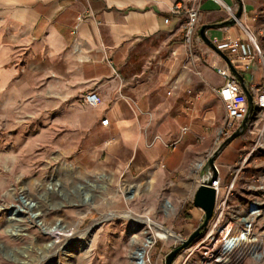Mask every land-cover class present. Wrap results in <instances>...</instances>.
<instances>
[{
    "label": "crops",
    "instance_id": "1",
    "mask_svg": "<svg viewBox=\"0 0 264 264\" xmlns=\"http://www.w3.org/2000/svg\"><path fill=\"white\" fill-rule=\"evenodd\" d=\"M176 4L182 14L172 12ZM243 4L241 20L264 53V0ZM225 5L237 8L235 0H0V120L10 104L24 100H47L55 120L62 108L89 111L90 120L75 117V125L91 126L121 147L130 176L167 173L192 198L199 185L196 164L215 149L224 125L216 90L225 80L217 68L228 65L198 40L199 30L193 48L185 43V11L199 9L200 29L228 19ZM207 36L247 42L236 25L210 29ZM243 75L248 86L250 78L263 82L258 57ZM91 91L101 97L97 108L83 104ZM243 139L216 161L224 183L246 146ZM259 161L264 164V157ZM188 213L193 221L202 211L192 205Z\"/></svg>",
    "mask_w": 264,
    "mask_h": 264
},
{
    "label": "rangeland",
    "instance_id": "2",
    "mask_svg": "<svg viewBox=\"0 0 264 264\" xmlns=\"http://www.w3.org/2000/svg\"><path fill=\"white\" fill-rule=\"evenodd\" d=\"M57 112L55 120L47 100H24L10 104L0 120V264H133L149 235L170 238L151 250L152 263L165 264L176 234L194 231L203 216L191 220L190 192L167 173L130 176L121 147L91 126L75 125V117L90 120L89 111ZM243 138L240 155L257 133ZM260 157H250L252 171ZM22 194L37 203L40 221L29 218L34 208L11 219L12 209L25 204ZM198 261L194 256L189 264Z\"/></svg>",
    "mask_w": 264,
    "mask_h": 264
},
{
    "label": "built area",
    "instance_id": "3",
    "mask_svg": "<svg viewBox=\"0 0 264 264\" xmlns=\"http://www.w3.org/2000/svg\"><path fill=\"white\" fill-rule=\"evenodd\" d=\"M225 9L229 17L234 16L236 10L227 5ZM182 10L183 6L179 4L172 8L174 14H182ZM185 13L187 14L184 24L185 43L193 48L194 37L199 30V9L190 8ZM81 19L82 17L79 18ZM235 25L243 31L247 42L213 40L214 44L233 57L230 59L242 75L249 74L256 57L263 67L264 74V53L259 45L258 37L241 19L236 20ZM198 40L201 38L198 37ZM217 73L225 80L224 85L216 90L224 104L225 120L217 136L215 149L239 127L248 110L246 95L229 67L217 68ZM250 82L251 86H248L246 81L254 97L255 111L247 132L252 135L257 133V140L248 153L241 155L235 164L228 167V182H223L218 168L219 175L211 185L216 190L213 216L201 235L189 247L181 251L173 264H189L194 256L199 257L198 264H247L249 261L256 262L264 258V164L257 165L255 171H252L253 168L249 164L252 155L264 157V77L262 83L255 82L253 78H250ZM101 103V97L95 91L85 94L83 98V104L92 108L99 107ZM101 124L107 126L109 120L105 118ZM213 151L196 164L199 184L200 173ZM242 185L245 188L239 187ZM193 197L194 193L191 198L192 204ZM202 213L199 225L205 217L203 211ZM191 233H175L179 238L177 241L174 240L175 247L186 240ZM158 241L167 242L154 237L148 246L143 245L138 248L132 257L133 264H153L151 250ZM139 250H144V253L142 254Z\"/></svg>",
    "mask_w": 264,
    "mask_h": 264
},
{
    "label": "water",
    "instance_id": "4",
    "mask_svg": "<svg viewBox=\"0 0 264 264\" xmlns=\"http://www.w3.org/2000/svg\"><path fill=\"white\" fill-rule=\"evenodd\" d=\"M235 1L237 2V8L233 17L231 16L220 23L202 25L199 29V35L208 47H210L215 53H217L220 57L225 60L231 72L238 79L247 98L248 110L239 127L213 151L200 173L201 181L194 192L193 205L194 207L204 212L205 217L202 224L195 228L186 240L182 241L178 246L174 247L167 254L165 264H173L177 256L181 253V251L189 247L201 235L202 231L208 226L209 221L213 216L216 204V190L211 186L213 181L219 175L216 161L219 156L225 151V149L231 145L232 142L247 133L249 124L254 115V97L247 86L244 76L234 67L230 57L224 51L218 48V46L214 44V42L207 36L208 30L232 27L236 24V20L241 19L244 10L243 0Z\"/></svg>",
    "mask_w": 264,
    "mask_h": 264
},
{
    "label": "bare ground",
    "instance_id": "5",
    "mask_svg": "<svg viewBox=\"0 0 264 264\" xmlns=\"http://www.w3.org/2000/svg\"><path fill=\"white\" fill-rule=\"evenodd\" d=\"M53 188V187H52ZM22 196H23V198H24V200L25 201H23L22 199V202H25V204H22V206H18V207H16L15 209L13 208L12 209V213H11V219L13 220V219H18L19 217L21 218V216H20V214H22V213H24V214H26V212H29V211H27L28 209H33L29 214H30V220L32 221V222H36L37 220L36 219H38L39 220V217L40 216H42V212L41 211H39L38 209H35L38 205H37V203H35V202H33L32 200H30L29 198H27L26 196H24L23 194H22ZM169 204V206H172V204H170V203H168ZM23 214V215H24ZM25 217V216H24ZM40 221V220H39ZM146 222L148 223V224H150L151 223V221L150 220H146ZM151 228V227H150ZM53 229L54 228H51V230L53 231ZM162 230H164V231H166V229L162 226V228H161ZM167 232V234L169 235V236H174V234L172 233V232H170V231H166ZM154 237H156V238H159V239H161V240H163V241H169L170 240V238L168 237V236H165V237H161V236H148V237H146V241H145V243L143 244L144 246H148L150 243H151V241H152V239L154 238ZM179 239V238H178ZM178 239H175V240H178ZM140 251V250H139ZM142 254L144 253V250H142V251H140ZM135 254V253H134Z\"/></svg>",
    "mask_w": 264,
    "mask_h": 264
},
{
    "label": "trees",
    "instance_id": "6",
    "mask_svg": "<svg viewBox=\"0 0 264 264\" xmlns=\"http://www.w3.org/2000/svg\"><path fill=\"white\" fill-rule=\"evenodd\" d=\"M193 205V204H192Z\"/></svg>",
    "mask_w": 264,
    "mask_h": 264
}]
</instances>
